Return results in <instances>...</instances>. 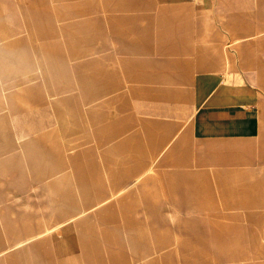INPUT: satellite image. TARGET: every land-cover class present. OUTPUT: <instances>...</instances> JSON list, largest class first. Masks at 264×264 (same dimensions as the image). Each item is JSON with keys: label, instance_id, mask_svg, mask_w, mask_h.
Returning <instances> with one entry per match:
<instances>
[{"label": "rangeland", "instance_id": "1", "mask_svg": "<svg viewBox=\"0 0 264 264\" xmlns=\"http://www.w3.org/2000/svg\"><path fill=\"white\" fill-rule=\"evenodd\" d=\"M70 19L87 27L71 29ZM242 33L255 36L228 47L227 65L223 45ZM100 41L106 47L98 51ZM129 42L140 52H126ZM164 46L176 48L160 51ZM24 47L37 51L33 69L10 55L2 58V51ZM99 53L100 62H91ZM111 55L143 57L160 77L145 81L140 96L138 84L123 73L129 64L109 62ZM0 59L16 78L10 80L14 97L2 99L4 142L11 148L18 141L16 152L24 156L27 145L14 136L19 115L17 130L29 137L37 170L31 178H12V164L0 173V216L18 226L7 242L67 217L98 216L115 195L105 196L107 187L98 180L117 182L149 163L152 153L140 158L138 152L147 148L141 134L156 121L161 140L185 126L145 176L112 200L121 214L139 217L129 229L138 252L153 251L157 240L170 237L173 243L162 254L182 264L184 241L203 253L191 232L182 231L185 221H194L202 235V221L211 220L202 235L210 262L197 264H264V0H0ZM199 70L237 77L255 91L261 121L255 137L203 139L193 133L192 90ZM131 108L135 118L126 126L121 119ZM71 224L26 245L42 264H94L84 255L83 235L103 241L105 229H113L111 218L85 227L82 236L76 227L67 228ZM114 250L118 257L134 254ZM160 254L148 257L160 264Z\"/></svg>", "mask_w": 264, "mask_h": 264}, {"label": "crops", "instance_id": "2", "mask_svg": "<svg viewBox=\"0 0 264 264\" xmlns=\"http://www.w3.org/2000/svg\"><path fill=\"white\" fill-rule=\"evenodd\" d=\"M161 1L174 4L183 3L188 0ZM86 7L88 10L91 11L98 10L97 6L89 7L86 5ZM69 22L70 23L68 24V26H70L71 29L76 24H81L83 27L87 25V23L83 20L70 19ZM254 36L255 33H242L240 35L235 36L232 42L224 43L223 56L227 65H230V54L228 47L233 43L240 42L252 38ZM104 47H106V43L104 41H100L98 43L97 49H99L98 51H101ZM174 48L176 47L164 46L163 48L161 47L159 50H166V52H174ZM125 51L140 52V48L135 45L134 42H131L129 45V49ZM2 53H4L2 58H8V56L10 55L11 57H13L12 60L19 59L25 61L31 69H33L34 66L30 65H36L37 63V51L34 49L24 47L23 49H17L16 51L4 50L2 51ZM99 58H103L101 53H99L97 57H92L91 62L99 63ZM107 60L112 63L129 64V68H125L123 73L126 76L128 75L127 77L125 76L126 78H130L131 80H133L134 83L138 84L140 96H142V93H144L143 88L145 86L143 85V83L145 81L150 78L160 77V74L153 70V64L143 57L125 55L119 57L118 59L117 56L111 55L108 56ZM50 61L56 63L55 59H50ZM101 61H103V59ZM0 64L3 70V74L2 76H0V173H3L5 170H7V168H12V164H15L14 168L17 170V172L13 173L12 178L16 176L18 178H25L27 176L31 178L32 174L37 171L35 162L31 160L30 156V152L34 147L31 144V141L28 140L29 137H26L27 139L20 137L21 133H26H20L17 130L19 128V115H17V122L14 123V136L17 140L22 139L24 141L22 142V144L25 143L27 145L24 149V156H20L16 152V150L19 149L18 141L16 143L12 142L11 148H8L7 143L4 142L3 128L7 126L5 125L6 121L4 119L6 110L2 108V99L5 95L8 96L9 100V96H11V98L14 97L15 86H13V84H10V80L13 81L16 78H14L9 73V71H6V65L4 61H1ZM185 75L188 77L189 73L186 72ZM256 105L257 95L255 91L241 79L237 77L227 79L225 75H223V73L215 70H199L194 76L192 90V113L190 119L193 133L197 137L203 139L255 137V135L259 133L261 128L259 110ZM126 110L127 109H117L116 111L120 113L121 111ZM128 110L130 114H125L122 117L123 119H121L123 124H125L126 126L132 124L131 121H133L135 118L134 110L132 108ZM139 118L142 121L145 120L143 117ZM157 125L158 122L155 121L154 126L148 129L147 132L143 131V133L141 134L144 142L147 145V148L142 151H139L138 157H146V155L152 153L150 155L149 163L147 162L145 164L146 166H141L139 169H132V171H129V176H119V178H117V182L116 179L113 180V178L111 177H108L106 181H104L103 179L98 180V183H101L102 186L107 187L105 188V190L107 191V194L105 196H109L110 194L115 192L114 198H109L107 202L102 205V207L100 204H98L101 207L98 216L78 214L72 217H67L64 222H60L57 226L48 227L39 232L34 231L33 233L26 236H19L15 240H11V242H7V238L9 236L8 234L16 232L18 228L16 224L17 220L11 222L4 216H0V264H42V259L40 258V256L36 252H34L29 245H26L27 242L50 234L53 230L62 227L70 222H72V224L70 227L67 226V228H69L70 230L76 227L77 232L80 233L82 236L83 233H85L86 229L92 228L93 224H95L96 222L105 223L107 217L111 218L113 229L109 232H107L108 230L105 229V233L101 230L100 235L103 232V241L96 237H93L91 240L88 237H85V234L83 235V239L81 241L83 244L82 247L84 255L89 261L94 264H137L139 263V261L143 262L141 264H155L152 261V257L149 258L148 256L152 253H161L160 264H174L172 259H168V253L162 254V251L164 249L169 250L173 243L170 237H164L162 239L157 240L153 251H148L146 253L138 252L137 245L135 243L136 241L130 234L129 229H132V223L138 221L139 217L128 216L125 215V213L124 215L121 214V211L117 209V203L112 202L113 199L122 194L130 186H132L133 184L138 182L142 177L145 176V174L152 168L154 163H156V161L162 156V154L174 144V142L177 140L180 131L185 126V124H183L167 139L161 140L159 135H157ZM109 128H113V126L110 125ZM108 134L111 135V131H109ZM4 149L6 150V153H4ZM27 166L32 167L31 172H24L22 174L18 172V168L20 169L21 167L22 169H27ZM94 190L95 188H93V191ZM93 196L99 198L105 197L97 196L95 194ZM73 221H76L77 224L73 223ZM210 221L211 220L202 221V235L203 233L206 234L208 229L207 223ZM191 222L194 221H185V225L182 226V231L191 232L190 238L194 239L192 241L201 244L200 247L202 248L203 253H197L200 252L198 248L199 246L196 244L193 245L190 241L186 240L180 246L181 252L184 253V258L182 259L181 263L197 264L210 262V259L206 254V250H208L209 247L207 245V241L205 238L202 237L200 230L197 231V229H194L192 227V225L190 224ZM4 223H6L7 225L4 226ZM216 231L217 235L215 237H219L221 230L216 229ZM117 248H119L120 250H131L134 254L129 257H118L114 250ZM142 248L144 249V247ZM192 252H194V254H192ZM195 252L197 254H195Z\"/></svg>", "mask_w": 264, "mask_h": 264}]
</instances>
